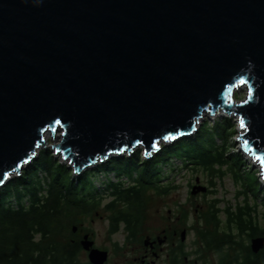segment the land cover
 <instances>
[{
	"label": "water",
	"instance_id": "1",
	"mask_svg": "<svg viewBox=\"0 0 264 264\" xmlns=\"http://www.w3.org/2000/svg\"><path fill=\"white\" fill-rule=\"evenodd\" d=\"M221 111L264 180V0H0V188L46 136L80 175L137 147L149 157Z\"/></svg>",
	"mask_w": 264,
	"mask_h": 264
},
{
	"label": "trees",
	"instance_id": "2",
	"mask_svg": "<svg viewBox=\"0 0 264 264\" xmlns=\"http://www.w3.org/2000/svg\"><path fill=\"white\" fill-rule=\"evenodd\" d=\"M215 126L226 129L225 125ZM216 127L206 121L194 135L163 146L154 158L143 160L137 150L130 158L113 157L71 178H68L70 169L59 164L50 149L40 150L22 175L0 188V264H76L74 255L81 246L73 240L76 235L71 222L78 224L79 216L101 206L102 198L95 199L99 194L94 181L97 173L114 172L119 177L118 182L105 183L110 195L125 203L114 215L141 214L147 186L155 185L163 176V165L170 158L178 157L210 170L228 164L226 144L216 145V137L223 133L219 134ZM116 204L114 200L107 206L113 209ZM254 213V209L245 207L230 215L227 227L230 230L236 227L239 235L246 233L250 243L246 252H235L228 264H264V247L258 253H253L250 247L253 238L264 237V229ZM203 218L217 222L210 215L203 214ZM225 232L232 237L220 240L204 234L205 242L216 250L244 242L243 238L235 240L233 231Z\"/></svg>",
	"mask_w": 264,
	"mask_h": 264
},
{
	"label": "rangeland",
	"instance_id": "3",
	"mask_svg": "<svg viewBox=\"0 0 264 264\" xmlns=\"http://www.w3.org/2000/svg\"><path fill=\"white\" fill-rule=\"evenodd\" d=\"M245 94L246 90L242 89L236 91L235 97L236 99H242ZM220 113L218 115L207 114L200 122L199 127L206 121L212 127H216V124L225 125V130L216 127L219 134L223 131L216 137V145L226 144L228 164L221 167L215 166L213 170H210L194 165L190 161L185 163L178 157L170 158L167 164L163 165V176L156 181L155 185L147 186L141 214L145 215V227L149 232L158 230L166 224L177 226L179 216H183L184 224L181 219L179 228L184 226L191 229L189 237L202 247L205 242L204 234L206 236L211 234L214 238L221 240L232 237L231 234L227 235L225 231H233L235 240L240 241L243 238L244 242H240L233 248L226 245L220 252L211 251L207 253L213 264H219L220 257L223 255L226 256L227 261L224 264H228L235 252H246V245L250 243L246 233L239 235L240 231L236 227H233V230L227 227L231 214L234 215L240 208L254 209V215L258 218L261 228L264 229V181L260 175V166L254 163L253 159L240 149V143L237 141V118L233 115ZM239 130L241 132V128ZM47 140L48 146L46 148L51 150L59 164L67 165L66 162L61 160L60 156L54 154L51 148V145L58 142V139H53L49 135ZM165 145L168 144L162 143L161 149ZM137 150L141 151V159L146 160L143 148L137 147L135 151ZM124 157L129 158V155L125 154ZM69 169L68 178L79 176L74 174L72 167ZM42 175L45 174L42 173ZM122 178L124 180V177ZM118 180L119 177L114 172L106 173L101 171L97 173L94 181L99 189V194L95 199L102 198L101 206L97 210L93 209L90 211L88 215L79 216L81 220L78 224H75V221L71 222L72 228L77 226L83 228L84 231L90 230L94 232L95 238L101 246L108 247L111 239L108 234L110 212L105 206L112 200V195L107 190L105 183L109 181L118 182ZM196 185L203 186L206 190L192 193V189ZM203 214L210 215L217 222L210 223L204 220Z\"/></svg>",
	"mask_w": 264,
	"mask_h": 264
},
{
	"label": "flooded vegetation",
	"instance_id": "4",
	"mask_svg": "<svg viewBox=\"0 0 264 264\" xmlns=\"http://www.w3.org/2000/svg\"><path fill=\"white\" fill-rule=\"evenodd\" d=\"M116 200L117 204L108 207L110 212L108 219V234L110 245L108 247L98 244L95 233L78 227L75 233L76 240L80 243L81 250L75 253L74 258L76 264H95L89 258L88 250L84 249L81 244L85 235L94 241L92 247L107 251V259L103 264H213L207 253L219 250L212 244L204 242V246H199L197 242L189 237L191 229L180 225V220L184 224L183 216L178 218L177 226L173 224L160 227L158 230L149 232L146 229V219L140 213L131 216L114 215L113 212L121 207H125V203L117 200L114 196L112 200ZM109 201V202H110ZM108 202V203H109ZM124 214V213H123ZM225 255L220 257L219 264L227 263L224 259Z\"/></svg>",
	"mask_w": 264,
	"mask_h": 264
},
{
	"label": "bare ground",
	"instance_id": "5",
	"mask_svg": "<svg viewBox=\"0 0 264 264\" xmlns=\"http://www.w3.org/2000/svg\"><path fill=\"white\" fill-rule=\"evenodd\" d=\"M221 112H222V111H221ZM222 113H223V112H222ZM207 114H210V113H209V112H208V113H204V115L202 116V118H200V120H199V122H198V125L200 124V122L203 120V118H204ZM220 114H221V113H220ZM224 114H225V113H224ZM221 115H222V114H221ZM46 135H47V134H46ZM47 137H48V136H46V139H47ZM162 143H164V144H168V145H169V144H172V142H171V143H170V142L165 143V142L162 141V142L159 143L160 147H161V144H162ZM173 143H174V142H173ZM159 151H160V150H159ZM159 151L152 153L149 157H145V156H144V157L147 158L146 160H149V159H151V158H154V157L156 156V154H157ZM38 153H39V152H38ZM134 153H135V152H134ZM134 153H132V155H131V154H128V153H124V155H125V154H128V155H129V158H130L131 156H133ZM154 155H155V156H154ZM246 155H247V154H246ZM248 155H249V154H248ZM249 156H250V155H249ZM250 158L253 159L252 157H250ZM109 160H110V159H109ZM64 161H65V160H64ZM107 161H108V160H106L105 162H107ZM65 162L68 163V160H66ZM105 162H104V163H105ZM253 162H255L254 159H253ZM98 164H102V163H98ZM98 164H95V165H93V166H97ZM93 166H92V167H93ZM68 168H71V167L68 166ZM74 174H76V173H74ZM76 175H79V174H76ZM262 180H263V179H262ZM263 181H264V180H263Z\"/></svg>",
	"mask_w": 264,
	"mask_h": 264
}]
</instances>
